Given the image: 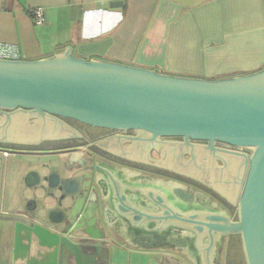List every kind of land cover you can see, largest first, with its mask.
<instances>
[{
  "label": "water",
  "instance_id": "obj_1",
  "mask_svg": "<svg viewBox=\"0 0 264 264\" xmlns=\"http://www.w3.org/2000/svg\"><path fill=\"white\" fill-rule=\"evenodd\" d=\"M122 6V2L111 4L115 9ZM71 52L69 47L54 58L34 62L0 60V111L72 119L116 131H138L144 134L142 141L130 140L132 145L141 143L142 147L133 148L150 151L151 147L163 146L169 153L167 165L172 166L173 155L180 149L163 139H182L183 147L192 149L194 156L204 155L206 149L228 154L229 157L223 158L226 173L229 174V167L242 170L240 188L234 196L230 194L228 175L224 178L226 187L220 192L229 201L234 200L233 205L238 208L236 218L232 219L224 207L223 212H217L208 202L200 205L203 196H194L183 187L172 192L181 202L164 206L163 216L131 206L128 211L119 209L123 217L130 213L134 221L128 226L134 244L162 246L163 242L153 236L157 229L150 226L171 221L177 229L193 235H171L167 238L168 246L187 248L191 240L197 241L204 264H212L217 244L233 235L241 238L246 264H264V70L220 80L181 78L77 59ZM45 125L38 123L35 128H28L26 117L19 114L9 120L6 136L24 140L36 137L41 131L48 136L59 132L57 124L48 121ZM202 142L205 147L199 146ZM217 144L228 145L232 150L220 152ZM73 152L67 153L70 156ZM191 164L196 166L195 162ZM60 166L37 163L27 173L28 194L24 196L28 208L37 215L16 221L14 228L16 233L25 231L30 241L35 238L47 246L68 251L75 255L77 264H82L80 247L92 245L93 240L113 239V235L106 223L101 236L86 237L85 228L89 224L80 210V201L88 196L89 204L93 203L102 212L104 204L115 199L109 184L112 178L109 173L106 174L109 179L98 178L97 167L95 174L92 168L84 170L82 165ZM137 178L133 183L151 180L148 176ZM2 195L0 184V202ZM92 197H95L93 202ZM156 200L163 203L159 195ZM141 205L147 207L145 202ZM148 209L152 211L155 207ZM112 219L110 216V223ZM162 227L158 226L159 231ZM202 241L207 244L203 249Z\"/></svg>",
  "mask_w": 264,
  "mask_h": 264
},
{
  "label": "crops",
  "instance_id": "obj_2",
  "mask_svg": "<svg viewBox=\"0 0 264 264\" xmlns=\"http://www.w3.org/2000/svg\"><path fill=\"white\" fill-rule=\"evenodd\" d=\"M114 2H122L123 6L111 8ZM33 7L45 9L44 26L35 25L28 14ZM0 43L17 45L24 61L51 59L70 47L75 58L86 61L120 64L181 78L229 79L264 70V0H0ZM41 160L48 162L50 157ZM54 160L56 166L66 161L77 164L86 161V156L82 150ZM21 163L22 160L10 158L7 164L10 176L3 187L4 215L14 211L20 217L34 214L27 199L20 196V189L25 184L21 177L32 171L29 166L37 164V159L24 161V167H20ZM111 166L122 175L116 181L156 186L158 190L152 196L123 192L111 204L107 201L102 212L89 204L88 196L81 200L80 210L89 224L86 237L101 236L106 223L113 235V239L93 240L92 245L80 247L82 264H204L189 248L132 243L128 226L134 221L130 213H125L127 219L117 214L120 207L128 211L131 206L163 216L164 206L179 202L172 192L181 184L159 177L133 183L140 172ZM101 177L107 178L99 172L98 178ZM155 181L161 182L158 185ZM158 195L163 203L156 200ZM94 200L95 197L90 199ZM151 206L155 210H149ZM152 224L156 228L163 225L170 236L193 235L177 229L171 221ZM14 226L15 222L0 220V264H77L75 255L35 238L30 241L25 231L16 233ZM201 245L203 249L206 241ZM217 249L218 244L212 264H217Z\"/></svg>",
  "mask_w": 264,
  "mask_h": 264
},
{
  "label": "flooded vegetation",
  "instance_id": "obj_3",
  "mask_svg": "<svg viewBox=\"0 0 264 264\" xmlns=\"http://www.w3.org/2000/svg\"><path fill=\"white\" fill-rule=\"evenodd\" d=\"M19 114L26 117L28 128H35L38 123L46 126L45 123L50 121L59 126V132L55 136H48L44 131H41L39 135L31 139H9L6 136L9 120ZM132 138L142 141L144 134L138 131L124 132L94 127L76 120L48 115L0 111V184L3 190V198L0 202V220L7 223H16V221L22 219H29L28 214L27 216L25 215V217H20L16 211L9 215L1 213V206L3 205L5 194L3 187L10 176V173L6 171L10 158L22 160L20 167H24V161H28L32 158H36L37 163L41 165V163L43 164L46 162L41 160L42 157H50V161L47 163L55 165L53 163L55 158L61 159L63 156H69L67 152L72 150L75 151L73 154L83 150L87 162L84 161L82 163L78 162L77 164H73L66 161L63 164L69 168H74V166L81 167V165L84 166V170H91L92 168L95 174L97 172L95 167L99 168V171L105 174L111 171L109 175L112 178H110L112 182L110 181L109 184L112 188L111 191L114 197L118 198L123 192L131 194L135 192V195L145 194L152 196L154 191H156V189L158 190V188L150 185L137 186L138 184L133 185L125 181L122 183L120 180L118 182L116 179H122V175L116 173L111 165L140 172V176H148L150 178L159 177L177 182L181 184V186H186L187 189H184L194 196L198 194L202 195L204 201L203 203H199L200 205H206L208 202L212 210L217 212H223L222 207H224L228 215L233 218L237 217L238 208L235 204L233 205L234 200L231 199L229 201L228 198L220 192L221 188L224 189V187H226L224 178L228 175L229 179L231 178L229 181L230 194L233 193L234 196L240 188L241 180L239 175L242 170H234L232 167H229V174L228 172L226 173L227 169L223 164V158L226 156L229 157L228 154L217 153L206 149V151L203 150V152H205L204 155L194 156L192 149H185V147H183L184 142L182 139H163V141L175 144L173 146L180 149V151H176L175 155H173L174 166H172L167 165L169 153L163 149V146L151 147L150 151L143 149L135 150L133 146L140 147L141 143L132 145L133 142L130 140ZM204 144V142L199 143V146L205 147L206 145ZM216 146L220 152H229L232 150L231 147L225 144H217ZM199 151H201V149ZM194 162L196 166L191 164ZM32 167L33 166H29V169L32 170ZM60 167H62V165ZM106 169L109 171H106ZM84 170L82 172H84ZM24 175L21 177V181L24 180L25 183L27 174ZM214 176L217 179H215ZM158 182L160 183L161 181H155L156 184H158ZM26 188L27 185L25 183L20 189V196L25 197L24 194H28ZM179 202L181 201L179 200ZM33 211L34 214L32 216H36L37 213L35 210H32V212ZM118 212L120 215L124 214L121 213L120 209H118ZM150 229H157L153 234V236H155L154 239L161 240L163 242L162 246L168 245L167 238L170 235H168L167 231H159V228L155 226ZM238 237L237 235L224 237L218 244V248L222 246L223 241L227 238L238 239ZM187 248H189L191 253L201 261L197 241L191 240Z\"/></svg>",
  "mask_w": 264,
  "mask_h": 264
},
{
  "label": "rangeland",
  "instance_id": "obj_4",
  "mask_svg": "<svg viewBox=\"0 0 264 264\" xmlns=\"http://www.w3.org/2000/svg\"><path fill=\"white\" fill-rule=\"evenodd\" d=\"M155 179L158 178L156 177ZM159 180H163V179L161 178ZM181 187L187 189L186 186H181ZM217 253H218V258L216 259L217 264H246L242 241H240L237 238L236 239L227 238L226 240H224L222 246L217 249Z\"/></svg>",
  "mask_w": 264,
  "mask_h": 264
},
{
  "label": "built area",
  "instance_id": "obj_5",
  "mask_svg": "<svg viewBox=\"0 0 264 264\" xmlns=\"http://www.w3.org/2000/svg\"><path fill=\"white\" fill-rule=\"evenodd\" d=\"M28 14L33 18L35 25L44 26L46 24V12L42 7L28 9ZM25 56L17 45L0 43L1 61H24Z\"/></svg>",
  "mask_w": 264,
  "mask_h": 264
},
{
  "label": "trees",
  "instance_id": "obj_6",
  "mask_svg": "<svg viewBox=\"0 0 264 264\" xmlns=\"http://www.w3.org/2000/svg\"><path fill=\"white\" fill-rule=\"evenodd\" d=\"M238 239L241 241V238L240 237H238ZM242 260H243V257H242Z\"/></svg>",
  "mask_w": 264,
  "mask_h": 264
},
{
  "label": "bare ground",
  "instance_id": "obj_7",
  "mask_svg": "<svg viewBox=\"0 0 264 264\" xmlns=\"http://www.w3.org/2000/svg\"><path fill=\"white\" fill-rule=\"evenodd\" d=\"M8 233H6L5 235H7ZM184 236H186V234L184 235ZM6 237V236H5ZM5 245V244H4Z\"/></svg>",
  "mask_w": 264,
  "mask_h": 264
}]
</instances>
